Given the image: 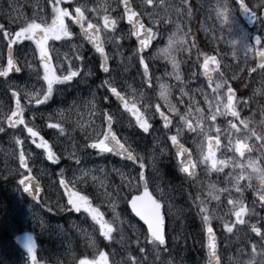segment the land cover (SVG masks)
Here are the masks:
<instances>
[{"label": "rangeland", "instance_id": "1", "mask_svg": "<svg viewBox=\"0 0 264 264\" xmlns=\"http://www.w3.org/2000/svg\"><path fill=\"white\" fill-rule=\"evenodd\" d=\"M183 2L184 0H153V5L148 6L151 16L148 13L142 16L145 22L158 33L152 49L145 55L152 76L151 87L145 83L142 75L143 69L139 66L135 49L129 43L130 27L124 23V20L119 22L115 35H123L124 39L121 43H124L126 49H120V47L119 52L122 55H116L119 59H123L124 65L127 66L121 68L120 74L124 76L135 70V75H131L133 76L131 78L132 83L135 80H140L142 86L157 90L155 99L144 102L143 93L136 94L130 80L125 79L124 86L130 98L129 108L135 104L139 105L138 108L142 105L145 110L148 104L153 106L160 104L161 108L165 107L168 110L165 101L160 98V86L165 85L169 90L173 87L180 93V96L177 97L180 101L182 93H187L183 96V102L185 98L187 101L190 97L192 98V114L189 118L196 125L198 120L196 106L204 109L205 114H207L208 105L204 97L207 95L215 104L212 89L216 82L223 79L238 89L240 94L237 103V105L239 104L238 108L240 111H246V114L243 111V119L248 120L250 124H256V118L250 111L255 112L256 105H258L261 113L259 122L264 127V72L258 69L256 72L251 71L255 65L252 63L254 49L249 39L247 43L251 46V50H246L242 45H237L234 48L231 43L233 39L238 38L241 32L246 33L247 36L258 33L264 37V23L258 20L256 27L248 31L236 17L235 11H231L229 24L221 23L217 19L215 9L218 4L222 3H227L229 7H232L228 0H191V15L181 10ZM250 2L255 11H259L264 6V0H250ZM133 3L138 11L144 12V0H133ZM77 5H84L89 10L96 9L95 12L87 11L85 14L93 23H100L101 25H103L105 15L117 17L122 14L120 0H65L60 7L67 8L69 12L74 13ZM33 19L36 22L51 24V0H0V24L4 25L6 31L14 33L19 30L20 25L26 21L31 22ZM65 22L69 23L75 35L68 41H48L52 66L56 68L62 62L66 73L71 63L73 69L81 70L83 68L81 75L72 82L69 90L62 85L55 86L59 90L54 91L52 99L49 100L50 108L42 110L43 116L47 119L44 126L38 121V123L29 122L26 117L27 114H24V119L28 125L37 130L45 138L44 140L48 141L52 151L60 158L59 163H52L47 158L45 150L36 147L23 125L11 128L6 122L15 103V99L12 97L13 91L18 93L21 91L32 92V95L35 96L38 89L46 88L42 79L43 68L39 63V54L34 52L36 46L32 41L25 40L22 44H15L16 56L24 65L25 73L23 76H13L15 78L12 77L5 81L0 80V126L5 125V131L0 132V174L7 180L10 177H15L13 182H0V264H32L25 247L29 236L33 237L34 255L39 259L40 264H80L82 260L98 259L100 252L108 254V264H134V262H139V264H207L201 255L205 231L198 208L193 203L194 193H196L195 197L200 196L201 200L204 201L201 206L209 209L212 226L215 227L220 236L222 242L220 264H248L252 258V245L255 244L257 253H261L260 244L262 243L260 237L251 228L254 225L264 230V209L260 207L259 203V190L264 186L255 177L252 180L254 187H249L253 193L248 201L243 199L248 181L240 182L244 186V192L241 195L236 192L235 180L232 175H229V173L238 174L240 172L238 166L235 169L229 166L223 172H216L201 163L197 180L191 184L183 177V173L177 167L176 157L167 139L170 132L163 130L159 124L160 129L145 133L147 139L135 148L134 145L137 142L132 137L133 132L128 127L129 124L122 125L121 119L116 116L121 111L114 110L112 116L122 140L134 149L140 157L144 158L146 165L144 170L148 173L147 178L153 192L166 201L165 212L168 219L169 246L167 249L154 248L152 245H148L145 240L144 226L133 215H130L129 209L126 210L128 206L120 202L115 196L116 187L122 183L126 184L128 179L136 176L137 171L122 163L112 161L111 166L119 178L110 179L109 175L102 170L100 161L92 153L80 152V146L83 147L84 143L82 137L87 130V125L81 129L80 135L76 133L78 144L75 143L71 132H65V139L56 134L57 130L59 131L57 128L46 130V125L50 124L51 121L53 124L61 125L70 121L75 123L77 119L81 118L85 125L87 119L92 116L93 108L87 100L90 99L91 95H95L94 84L98 79V74L92 68L97 64L96 55L88 48L79 29L71 23V20L66 19ZM198 29L202 33L200 36L195 32ZM173 33L177 39L183 37L185 43H177L170 55L165 57L160 50L166 47L168 39ZM204 33H208L206 38H203L205 37ZM192 34L195 35L196 39H193ZM111 35L112 33L105 29V40L110 41ZM193 40H195L194 47L192 46ZM7 44L8 41L0 33V68L3 67ZM112 45L114 44L112 43ZM211 53L219 56L222 68L220 72L214 75L211 82H207L200 70L204 59ZM79 55L84 57L83 61L76 58ZM173 58L177 64L178 58L180 61H184V70H187L191 78L190 83L193 84L191 93L187 92V83L183 82L179 68L178 70L173 69ZM243 59L244 62H241ZM210 69H212L211 65ZM177 71L180 80L176 79ZM37 72H39V78ZM89 72H91L90 75ZM57 74L60 73L57 72ZM241 76H243L242 86L237 83ZM89 77H92L93 80L90 81ZM170 77L174 79V82L168 85L165 78ZM108 80L111 81L110 78ZM209 83H211V87L208 86ZM236 86H239L240 89ZM34 89H37L36 93L32 91ZM222 93L226 103V89H223ZM3 94L6 95V98ZM241 101L244 103L241 104ZM183 102H181L182 105ZM168 103L172 105L170 96ZM186 105L187 102L184 107L182 106V112L187 111ZM248 108L250 111L247 110ZM36 109L30 108L29 113L36 114ZM221 110H223L222 106ZM7 111L8 114L6 115ZM93 111L97 115L96 109ZM148 111L151 114V109ZM128 115V120L136 122L131 112ZM207 115H209V119L201 122L207 135L190 133L186 128V131L184 129L181 133L180 138L192 147L195 158H197L199 157L201 142H203L204 151L207 153L208 143L206 139L208 136L218 135L220 143L216 150H213L216 158L227 160L231 165L234 158L233 148L238 135L234 129L230 132V137L225 134L231 129L229 123L231 118L218 116L217 120L213 122L210 120V114ZM94 119L96 118L94 117ZM155 121L158 122V116L150 122L154 123ZM95 122L97 124V121ZM217 128L219 133H217ZM100 129L101 125L97 128L92 127L89 133L92 136L88 139L99 136ZM171 131L175 132V127ZM199 132L200 128L197 126V133ZM46 137L49 139L47 140ZM18 140L22 143H17ZM230 140L231 146L229 145ZM39 142L37 137L36 143ZM248 143L258 145L259 141H248ZM161 149H163V154H161ZM21 151L24 153L27 169L20 165ZM260 154V150L254 148L252 158L259 157ZM65 158L80 159L81 163L79 165H63ZM236 159L238 165L240 160L238 154ZM153 161H155V169L152 167ZM244 163H247L246 158ZM28 169L31 171L29 172ZM61 169H63V176H61ZM167 170L170 178L165 174ZM249 171L251 170L249 169ZM27 173H35L47 188L41 203H33L26 199L19 185L20 177ZM61 179L68 183L69 190L87 196L92 207L98 208L104 214L105 220L112 222L115 215L118 214V219H115L113 227L122 228V232L119 230L114 232V239L109 241L100 234L99 225L92 220L89 213L83 209L80 212L69 211L71 206L68 204V190L61 186ZM174 182L176 183L169 184ZM88 188L90 189L88 190ZM92 189L95 192L94 195L91 193ZM105 189L113 192V196L104 195ZM125 191H128L127 187L121 189V197L126 195ZM210 191L212 196L219 195L220 200L212 199L209 196ZM52 192H55L57 196L59 210L70 213L64 216V220L56 218L45 208L46 203H50V200L53 201L50 195ZM254 194L257 198L253 197ZM229 199L236 201L242 199L249 209V214L245 217L246 225L238 226L233 230V233L226 232L223 227L235 220V216L230 215L232 205L227 203ZM113 204L116 205L115 213L112 211ZM169 204L171 205L170 210ZM68 222L71 227L68 226ZM140 247L145 248V253L139 251ZM255 259L256 264H264V255H257Z\"/></svg>", "mask_w": 264, "mask_h": 264}, {"label": "snow or ice", "instance_id": "2", "mask_svg": "<svg viewBox=\"0 0 264 264\" xmlns=\"http://www.w3.org/2000/svg\"><path fill=\"white\" fill-rule=\"evenodd\" d=\"M65 0H51L52 3V20L51 24H47L46 22H36L33 19L31 22H25L24 24L19 26V30L12 33L5 30L4 25L0 24V33L3 34L4 38L8 41V58H7V66L4 68H0V76H8L10 72L19 73L22 69L17 66V63L13 57V45L22 44L23 41L29 40L35 44L34 52H38L39 54V63L43 68V76L42 79L46 84V88H41L40 92L35 95V104L39 105H47L48 101L52 99L54 95V91H58L55 86L57 85H71L72 82L81 75L80 69H73L71 63L69 64L66 74L64 69V64L61 62L58 64L56 68L52 66V59L49 56V47L48 41H68L73 38L75 35L71 30L69 24L65 21L66 19H70L72 24L77 25L80 28L81 33L84 37L87 38L88 42L92 45L95 52L99 54L101 58L100 69L104 73H110V68L108 66L109 56L106 52L105 42L101 39L99 33L101 28L98 24H94L88 16L85 14L87 11L95 12L96 9H87L84 5H77L74 9V13L69 12L67 8L60 7ZM123 3V13L117 17H110L105 15L103 18V29H107L112 35L109 37V40L114 44V47L117 49L116 54L122 55L119 52V48L121 47V42L123 41V35L116 36L117 26L121 20H126L129 28V38L135 37V41L137 47L135 49V55L138 58L139 66L142 67L143 72L142 75L145 79V83L151 87L152 86V76L150 74L149 64L145 58V49L150 47L152 41L156 39L157 31L153 30V27L145 25L142 16L145 13H148L151 16V12L149 11L150 5H153V0H144V12H140L133 8L130 0H122ZM240 8L242 12L249 16V19H255L256 13L251 12L248 6L244 3V0H239ZM186 5V6H185ZM181 10L187 12L188 15L192 14V5L189 0H184L181 6ZM217 19L221 21L223 24L230 23L231 10L229 9L227 3L218 4L215 9ZM264 23V20L261 21ZM231 30V29H230ZM248 36L246 33L241 32L238 38H235L231 41L232 45H242L246 50H251V46L247 43ZM185 43L184 38L180 37L176 38L175 33L169 37L168 43L166 47L160 50V52L165 56H169L173 47L177 44ZM256 45L260 46L261 49H264V40L260 36L255 37ZM192 46H195V40L192 41ZM75 47V45H73ZM235 55V52L233 53ZM259 56V63L257 67L264 72V51L257 52ZM78 60L83 61L84 57L79 55L76 57ZM173 69L178 70V64L175 62V59H172ZM214 64L215 68L213 70L218 71L220 67V62L216 60L215 57H206L203 61V74L208 78L209 81L212 80L210 65ZM252 72H256L257 68H252ZM59 72L60 74H57ZM89 75L91 72L88 73ZM39 78V72H37ZM223 74L221 73V76ZM176 79L180 80V75L176 74ZM108 86V91L115 96L116 100L123 105L125 111L131 112L132 116L135 117L136 124L142 130L143 133H149L150 130L153 129V123L150 121H154L156 117H159V123L163 130L167 132H171L172 128L175 127V134H172L167 137L168 140L171 141V145L175 148V157L178 160L177 167L180 172L185 175V178H195L196 177V168L203 163L206 167H210L211 170L216 172H223V170L229 166L235 169L237 166L240 168V172L238 174L229 173L232 175V178L235 180V189L238 194H243L244 186L240 183L243 180L248 181V187H254L252 184V180L255 177L258 179L262 186H264V127L260 129H255L250 127V122L246 119L241 118V113L238 110V106L234 103L237 97V89L233 88L227 80L221 79L219 82L215 83V87L212 89L213 99L215 100V104H213L212 99H209L207 95H205V102L207 103V114H210V120L216 121L217 117H231L229 123L231 124V128L235 129L237 135L235 146L233 148V160L231 165L227 160H218L216 158L215 152L213 151V143L218 146L220 143L219 136L217 135L215 138L212 136H208V149L207 153L204 151L203 142H201L199 157L193 158V153L189 151L188 148H185L184 145L180 142L181 133L184 131L185 127L189 132L196 133L197 135H207L204 131V126L202 121H206L209 119V115L205 114V110L196 106V113L198 114L197 124L194 125L190 120V116L192 114V98H189L187 102L186 112H181L179 108L168 103V97L170 95L168 87L165 85L160 86V98L165 101L167 105L168 112L172 115L166 114L165 111L161 110V105L156 104L153 106L152 104H148L145 110L142 112L139 108L136 107L135 104L129 108L125 97L121 94L120 91L117 90V87L112 86L110 80H105L102 82L101 86ZM211 87V83L208 85ZM226 89V103L225 97L222 93V90ZM187 93H182L181 102H183V96ZM12 97L15 99V110L12 111L11 117L8 118V125L11 128H16L19 125H23L24 129L27 130V133L30 138H32V142L36 144L37 148H42L47 153V158L52 161V163H59V157L55 155L52 151L51 146L48 141L44 140L40 133L35 130L33 127H30L28 123L24 119L25 109L21 105V98L17 91L12 92ZM103 99L105 101L109 100L108 96H104ZM142 99V97H141ZM244 102L241 101V104ZM221 106L223 110H221ZM149 109H151V114H149ZM35 119V113L33 114V120ZM175 121V123H174ZM232 121H237L232 122ZM106 123L107 130L102 133L103 138L97 139L93 143L86 144V148H90L97 151V154H112L117 157L126 158L129 161H132L134 164L139 161V168L137 169L136 176L131 177V179L127 180V183H122L116 187L115 196L116 198L125 203L130 209V215H134L139 219V221L143 222V225H146V234L145 240L148 244H151L154 248L159 246H164L166 244L165 239V215L162 212V203L160 200L155 198L153 192L150 191L149 179L145 175V162L144 158L133 155V152L129 150V148L125 147V143H122L117 134L113 131V116L111 114L106 115ZM239 125V126H238ZM50 128L59 129L60 133H63L65 130L61 127L60 124H49ZM197 126L200 128V132L197 133ZM4 127L0 126V132H4ZM217 133H219V129L217 128ZM39 138L40 142L36 143V138ZM248 141H259V144L255 143L249 144ZM17 143H22V141H17ZM232 142L229 141V145L231 146ZM258 148L261 152L259 157L252 158L253 149ZM161 154H163V149H161ZM237 154L240 158L239 164L237 165ZM247 159V163H244V159ZM20 165L22 168H28L27 162L25 160V156L23 151H21L20 156ZM81 163L80 159H75V164L79 165ZM153 169H155V161L152 163ZM249 169L251 171H249ZM30 172L31 169H28ZM61 176H63V169H61ZM32 177L28 176L19 181V184L25 193L32 194L34 196L33 189L38 190V185L32 184ZM60 184L66 190L68 189V183L61 179ZM31 185V186H29ZM127 187L128 191L125 196H120V191L122 188ZM223 191V190H222ZM68 204L71 206L69 211L80 212L82 209L91 215L93 221H95L99 225L100 234L107 240L112 241L114 239L113 233L116 231H121V229H117L113 227L115 223V219H118V214L115 215V218L112 222L104 219V214L99 211L98 208L92 207L91 201L87 196L81 195L77 191L68 190ZM104 195L108 197L113 196V192L105 189ZM209 196L212 199L220 200V196H212V192H209ZM193 203L196 204L198 208V213L201 216L202 224L204 227V231L208 237L207 247L210 249V261L209 264H220L218 253L216 252L217 241L214 232V228L212 226L211 214L209 209L206 207H202L201 205L204 203L201 200L200 196L193 197ZM229 205H232V209L230 215L235 216V220L231 223L225 224L224 230L228 233H233V230L238 226H245L246 219L245 217L249 214V209L247 205H245L241 200L236 201L229 199L227 201ZM259 203L260 207L264 209V187H261L259 190ZM116 205L113 204L112 211L115 213ZM169 210L171 209V205H168ZM123 223V222H121ZM251 230L256 233L257 236L260 237L262 243L260 244L261 253H257V246L255 244L251 247L252 258L249 260L248 264H256V256L264 255V230L261 228H257L256 226H252ZM139 244V241H137ZM26 250L29 254L30 259L33 264H37L36 258L34 255L35 243L33 241V237L29 236L27 242L25 244ZM139 251L141 253H145V248L140 247ZM80 264H108V254L105 252H100L98 259H94L92 261L82 260ZM134 264H139V262H134Z\"/></svg>", "mask_w": 264, "mask_h": 264}, {"label": "water", "instance_id": "3", "mask_svg": "<svg viewBox=\"0 0 264 264\" xmlns=\"http://www.w3.org/2000/svg\"><path fill=\"white\" fill-rule=\"evenodd\" d=\"M238 2H239V0H237ZM123 4V3H122ZM241 14H242V16L244 17V19L247 21V23H248V25L250 26V27H252L253 26V24H254V20L255 19H252V20H250L249 19V16H246L243 12H242V10H241ZM263 18H264V10H263ZM86 38V37H85ZM87 39V38H86ZM88 41V40H87ZM255 46H256V49H257V52H258V45H256V43H255ZM149 49V47L148 48H146L145 49V51H147ZM257 56H258V54H257ZM13 57H14V48H13ZM7 58H8V49H7ZM15 59V58H14ZM16 61V60H15ZM16 63H17V66H18V62L16 61ZM258 63H259V56H258ZM6 66H7V63H6ZM5 66V67H6ZM13 73H16V72H10L8 75H10V74H13ZM20 73V72H19ZM1 77H3V78H6L7 76H0V78ZM121 158V157H120ZM126 159V158H125ZM32 184H36V185H38V190L37 189H33V191H34V196L32 195V194H29L32 198H34V199H38L39 197H40V195H41V193L43 192V189H42V186L38 183V181L35 179V178H33L32 179ZM29 186H31V185H29ZM162 212H163V207H162ZM165 224H166V221H165ZM165 239H166V233H165ZM207 244H208V242H207ZM166 246V244L164 245V246H162V247H165ZM216 252H217V248H216ZM209 253H210V249L207 247V254H208V256H209V258H210V255H209ZM37 262V261H36ZM37 264H38V262H37Z\"/></svg>", "mask_w": 264, "mask_h": 264}, {"label": "bare ground", "instance_id": "4", "mask_svg": "<svg viewBox=\"0 0 264 264\" xmlns=\"http://www.w3.org/2000/svg\"><path fill=\"white\" fill-rule=\"evenodd\" d=\"M183 15H185V13H183ZM197 32L198 33H201V30L198 29ZM242 81H243V76L240 78L241 84H242ZM131 84L135 88H139L140 89L142 87V83H141L140 80H135L134 83H131ZM50 195H51V198H52L53 201L50 200V203H46L45 204V208L46 209H49L50 211L59 212V206L57 205L58 204V200H57V196H56L55 192H52ZM68 226L71 227V225H70L69 222H68Z\"/></svg>", "mask_w": 264, "mask_h": 264}, {"label": "flooded vegetation", "instance_id": "5", "mask_svg": "<svg viewBox=\"0 0 264 264\" xmlns=\"http://www.w3.org/2000/svg\"><path fill=\"white\" fill-rule=\"evenodd\" d=\"M115 61L114 60H112V62H111V69L113 70V71H115V69H116V67H115Z\"/></svg>", "mask_w": 264, "mask_h": 264}]
</instances>
